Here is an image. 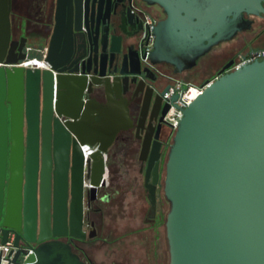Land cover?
I'll use <instances>...</instances> for the list:
<instances>
[{"label": "water", "instance_id": "95a60500", "mask_svg": "<svg viewBox=\"0 0 264 264\" xmlns=\"http://www.w3.org/2000/svg\"><path fill=\"white\" fill-rule=\"evenodd\" d=\"M145 1L168 14L154 30L149 60L172 64L176 72L232 38L243 11L263 9L260 0ZM11 13L12 0H0V62L16 64L27 57L30 44L47 39L46 65L0 68V207L8 145L4 99L12 159L16 155L19 166L9 197L20 204L25 162L24 199L34 206L41 163L40 203L43 210L47 200V214L41 212L37 234L26 227L23 234L34 242L67 234L86 238L83 146H97L88 158L97 187L118 133L133 126L129 103L141 98L137 128L146 132L140 159L148 163L145 186L155 211L162 143L149 131L153 116L144 124L152 99L144 79L150 70L142 69L146 55L119 33L133 24L123 0H57L48 36L23 12L14 21ZM164 192L171 204L170 264H264V59L221 74L183 109L167 155ZM5 225H13L8 217ZM21 253L18 249L14 262ZM30 264L85 263L69 243L51 240L34 249Z\"/></svg>", "mask_w": 264, "mask_h": 264}, {"label": "flooded vegetation", "instance_id": "af4514ba", "mask_svg": "<svg viewBox=\"0 0 264 264\" xmlns=\"http://www.w3.org/2000/svg\"><path fill=\"white\" fill-rule=\"evenodd\" d=\"M26 1L29 5H32L34 8H36L35 15L32 16V18L34 17V19H36V23L33 24L34 28H41L46 36H48L51 26L54 22L57 0ZM260 4L263 9L257 8V11H253L251 13L243 11L240 27L232 36V38L219 42L218 44L211 47L208 51L200 55L196 61V64L191 68L185 69L182 72H176V67L167 62H152L149 60L145 63L143 60H141L142 69L148 68L150 70L147 72L148 78L144 79L146 85H149L150 87L148 95L152 96L151 101L148 102L150 106L146 113L147 120L144 124L147 127L149 125L150 116H153V121L149 125V131L152 132L153 135L158 133L159 140L162 143L160 179L156 188L157 205L155 211H152L151 203L148 198L149 192L145 186L148 163L147 161L141 160L140 156L143 144V136L146 130H138L137 128V124L143 109L141 98H136L134 101L129 103V112L134 120L133 126L121 130L118 133L114 144L110 147L109 155L106 159L103 180L97 187L93 186L91 181L90 165L88 164V159L87 161L85 160L83 191V230L86 233L85 239L76 238L70 234L52 236L51 238L45 239L43 241L34 242H28L23 238L25 227L29 231L34 229L35 234H37L39 231L42 223L41 212L43 211L44 215L47 214V200H44L42 210L40 203L41 163H39V167L37 168L38 179L35 188L34 206L31 202V199L28 200L27 204L25 203L24 199L25 162L22 166L24 171V181L21 184L20 204L17 202L16 196L11 195L9 197L11 178H13L12 180L14 181L13 187L16 188V177L19 166L17 156L14 155V158L12 159L13 155L10 110L9 104L4 99L3 106L5 113L7 114L8 145L5 164V182L3 186L2 202L0 207V242H2L4 238L7 239V242H10L13 239L14 247L11 251H14L15 248H17V250L20 249L23 253L30 249L34 250L41 243L46 241H63L71 245L72 250L80 256L85 264H100L95 259L94 248H97L99 245L110 243V241L114 242V240H111L113 229L110 223V221H112L115 216L114 206H116L118 209H121L125 205L128 194L133 193L134 195H137V191H140L138 188H136L137 185L135 182H131L129 180L126 181V176L130 173L131 169H135L142 178L140 181L142 183L141 185L146 191V198L149 203V207L146 217L144 218V226L142 227V230L139 228L134 233H144L146 231L152 230L154 234L152 244L155 248L157 240L160 238L159 224L162 216L159 208H161L166 201L169 202L166 196H162V186L165 181V177H163V165L165 159L167 160V155L173 142L175 133L167 121V115L171 106H167L169 102L166 100L165 96L167 92H169L172 85L178 80L184 81L185 83L204 86L216 79L221 74L235 69V66L242 57L249 55L251 52L255 53L261 49H264V0H260ZM123 5L124 11L127 13L129 12L130 17L133 20V24L123 25L119 28V33L126 41L137 47L142 54V48L146 44L145 36L148 34V23L146 22V19L150 17L154 20L155 30L158 23L165 20L168 17V14L166 13L164 7L158 3H149L145 0H123ZM17 7L18 0H12L11 18L13 21L16 17ZM255 7H257V5H255ZM30 45V50L27 49V56H32L31 52L36 49L37 52L41 54L42 58L44 54L43 50H45L47 45V39H43V41L41 40L39 42L38 48L33 47V44ZM154 45L153 49L150 51V54L154 50ZM4 66L8 65H0V68ZM80 68L82 69L81 65ZM144 74H146V72ZM166 88L169 89L165 91ZM24 134L26 136L25 127ZM24 145L26 150V142ZM93 187L96 189L92 190ZM163 193L165 195L164 187ZM51 211L52 207L49 208V212ZM6 217H8V222L12 223L13 225H5ZM16 244H18L19 248L16 247ZM0 264L2 263L0 262Z\"/></svg>", "mask_w": 264, "mask_h": 264}, {"label": "rangeland", "instance_id": "374dc122", "mask_svg": "<svg viewBox=\"0 0 264 264\" xmlns=\"http://www.w3.org/2000/svg\"><path fill=\"white\" fill-rule=\"evenodd\" d=\"M32 44L35 48L39 47L37 42ZM31 55L41 58V54L36 49L31 52ZM165 161L163 177H165ZM126 178V181L135 182L136 188L140 191L136 193L138 196L133 193L128 194L125 205L121 209L114 206L115 216L110 221L113 229L111 240H114V242L110 241V243L99 246L97 244L98 247L94 248L95 259L100 264H169L165 221L171 207L170 202L166 201L159 208L162 216L159 224L160 238L154 248L152 230L144 233H134L139 228L142 230L144 218L149 207L146 191L140 181L142 178L135 169H131ZM163 187L164 184L162 186V196L165 197Z\"/></svg>", "mask_w": 264, "mask_h": 264}, {"label": "built area", "instance_id": "2783aa9c", "mask_svg": "<svg viewBox=\"0 0 264 264\" xmlns=\"http://www.w3.org/2000/svg\"><path fill=\"white\" fill-rule=\"evenodd\" d=\"M148 23V34L145 36L146 44L142 48V54L144 53L146 56L143 58V62L149 61L150 51L153 49L154 41H155V22L153 19L148 17L146 19ZM30 50V47L28 48ZM43 54L42 58L27 56L25 59L18 61L16 64H6L4 62H0V65H8V66H25V67H45ZM264 59V49H261L255 53L251 52L249 55L242 57L235 68L241 67L244 64L251 63L255 60ZM207 86H199L190 83H185L184 81L178 80L175 82L170 88L169 92H167L165 98L171 104L170 111L167 115V121L171 125L173 131L175 132L179 126L180 120L183 116V109L187 107ZM178 94V99L175 102H172L171 99L173 96ZM85 160L90 157V155L97 150V146L84 145L83 146ZM14 247L13 239L10 242H0V262L2 264H30V256L34 253V250H28L20 254L18 259V263L13 262L15 255L17 253V248L14 251H11Z\"/></svg>", "mask_w": 264, "mask_h": 264}, {"label": "crops", "instance_id": "0c3cea01", "mask_svg": "<svg viewBox=\"0 0 264 264\" xmlns=\"http://www.w3.org/2000/svg\"><path fill=\"white\" fill-rule=\"evenodd\" d=\"M17 12H23L30 17V21L33 24L36 23V19H34V17L32 18V16L35 15L36 8H34L32 5H29L26 0H18Z\"/></svg>", "mask_w": 264, "mask_h": 264}]
</instances>
